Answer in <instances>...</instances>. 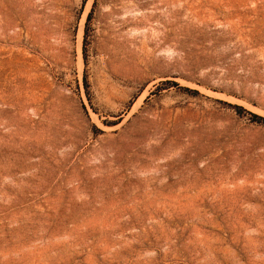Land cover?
<instances>
[{
  "label": "rangeland",
  "instance_id": "obj_1",
  "mask_svg": "<svg viewBox=\"0 0 264 264\" xmlns=\"http://www.w3.org/2000/svg\"><path fill=\"white\" fill-rule=\"evenodd\" d=\"M235 105L264 117V0H0V264H264Z\"/></svg>",
  "mask_w": 264,
  "mask_h": 264
},
{
  "label": "trees",
  "instance_id": "obj_2",
  "mask_svg": "<svg viewBox=\"0 0 264 264\" xmlns=\"http://www.w3.org/2000/svg\"><path fill=\"white\" fill-rule=\"evenodd\" d=\"M85 36H86V35H85ZM185 89L188 90V91H191V92L198 93L197 90H191V89H189V88H185ZM235 107L237 108V110H238L239 112L245 111V112L249 113V114L251 115V118H252L253 121L264 123V117H263V116H261V115H259V114H257V113H254V112H249L248 110H245V109H244L242 106H240V105H235Z\"/></svg>",
  "mask_w": 264,
  "mask_h": 264
}]
</instances>
